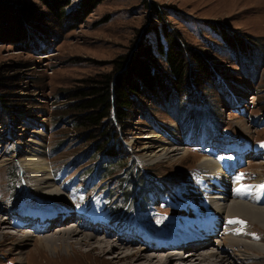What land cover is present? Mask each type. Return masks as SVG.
I'll use <instances>...</instances> for the list:
<instances>
[{"label":"rangeland","instance_id":"374dc122","mask_svg":"<svg viewBox=\"0 0 264 264\" xmlns=\"http://www.w3.org/2000/svg\"><path fill=\"white\" fill-rule=\"evenodd\" d=\"M3 1L13 5L16 15L17 11L22 12L16 19L23 21L26 29L42 27L46 34H51L44 36L39 30L20 37L14 33L12 24H3L5 33L0 34V94L4 97L3 100L0 95V221L5 219L1 222L0 264H139L124 255L115 256L123 250L138 249L131 244L120 245L115 239H133L141 245H151L180 232L186 216L194 212L204 216L203 204L197 205L196 198L193 199V193L196 196L203 188L197 182L199 159L203 156L224 164L226 171L224 167L220 171L229 175L233 187L229 180L226 183L230 191L233 189V195L240 191L246 195L244 187L253 188L251 182L262 185L264 0H101L95 6L89 0ZM21 7H26L25 11ZM220 30L230 38L242 37L249 43L248 50L236 53L225 43ZM168 34L179 38L190 65L196 64V55L207 56L218 64L220 74L215 80L205 78L198 85L189 84L197 92L196 97L190 96L186 81L182 104L159 103L161 97L144 87L141 93L134 95L135 103L128 109L124 123L116 122L117 133L112 142L116 145L119 138L122 146L129 148L126 153L122 147L119 150L120 154L125 153L128 163L124 167L115 164V171L97 181V185L110 186L115 192L112 201L123 205L126 199L118 177L132 160L129 168L133 167L136 173L144 172L154 180L136 178L131 188L135 187L136 192L150 190L151 203L156 205L157 213L141 215L138 223H130V219L123 216L127 212L118 211L117 215L109 216L104 198L94 201L86 195V190L80 189L85 179L77 174L83 171L81 175H86L85 172L90 175V168L100 162L106 150H98L99 143L105 144L99 126L84 123L77 106L85 95L91 94L100 79L113 74L116 58L129 56L142 43L151 45L155 70L170 76L169 64L159 49V42L168 44ZM80 88L87 94H81ZM104 121L107 125L108 120ZM33 153H37L38 163L44 164L49 180L56 181L57 188L64 191L62 195L45 196L49 198L47 202L43 196L38 197L40 206L48 211H40L44 210L36 200L40 194L32 186L35 175L29 166ZM72 160H77L75 167H62L64 162ZM195 180L196 186L190 184ZM195 187L200 189L196 191ZM236 187L242 189H234ZM19 188L31 194L25 203L28 204L26 210L32 209L25 216H19L22 221L16 222L20 206L14 203ZM181 190L188 194L187 199L173 193ZM205 193L200 192L202 196ZM176 196L183 200L181 204L172 198ZM63 199L70 205L71 213L85 216L86 223L95 215L91 221L97 218L98 227L103 231L94 235L89 243H80L75 237L63 242L59 236L57 249L50 247L44 236H58L57 228L45 233V224L37 218L55 213L57 202ZM258 205L264 206V203ZM124 207L127 205L121 209ZM227 214L225 211L221 215ZM100 215L106 219L102 220ZM80 219L75 223H81L83 219ZM100 220L114 227L109 230V225L106 223L107 227H103ZM237 220L236 223L244 224L250 234L243 239L264 243L261 223L251 222L246 217ZM226 225L220 226L223 229L212 236L214 241L210 239L212 243L206 244L205 251H218V245L213 242H223L227 236ZM106 231L112 236L104 237ZM23 233L30 238L20 239ZM150 237L158 239L151 241ZM97 241L114 242L120 247L102 251ZM222 250L227 251V248ZM233 250L228 251L238 264H264V255H254L256 250L243 256ZM144 251L147 255L154 252ZM144 259L139 261L145 262Z\"/></svg>","mask_w":264,"mask_h":264},{"label":"bare ground","instance_id":"6f19581e","mask_svg":"<svg viewBox=\"0 0 264 264\" xmlns=\"http://www.w3.org/2000/svg\"><path fill=\"white\" fill-rule=\"evenodd\" d=\"M36 155L37 153L36 154L33 153L34 158L33 157L30 158L31 161L29 166V169L33 171L34 172L33 174L35 175L34 183L32 185L34 190L40 195H45L50 197L54 196L55 194L62 195L64 191H60L57 188L58 183L56 181L54 182L52 179L49 180L47 174L44 172L43 169L44 164L38 163ZM203 157L199 159V165L202 168V170L205 172L207 178L202 175L198 178L197 182L202 184L205 190H203L202 188V191L199 190L197 192L198 194L196 193V196L194 195V197L196 198L197 205L203 204L204 216L200 212H194L189 217H187L186 221L182 223V226L180 227V232L176 231L174 236L173 237L171 236L172 238L166 237L165 239H161L162 241L160 242H156V243L152 242L151 245L144 246L133 239L127 240L124 238L122 239L117 238L115 240L118 242V244L120 245L131 244L138 247V249L131 251H124L122 248H120L123 251L120 252L119 255H115V256L124 255V257L132 258L135 262L139 264H157V263L203 264L202 261H206L204 264H238L235 257H233L232 260L231 258L232 254L229 253L228 250L231 249L233 250L234 247L236 246L241 247L243 245L244 246L240 248V250L239 249L237 251L233 250V252L236 253L239 252L237 255L243 256L249 253L250 251L256 250L257 253L254 255H258V254L264 255V243L250 241L247 238L243 239L245 238L243 237L244 235L247 236L250 235L246 226L244 224H240V222L239 224L233 222V221H238L237 220L238 218L246 217L251 222H259L264 226V220H263L264 206L258 205L261 204V202L264 203V200L259 197H254V199L252 198L249 199V195L248 196L245 195L242 191L237 193L239 194V196H237V194L235 193L234 194L236 196L233 195V193L231 192L233 189L230 191V188L228 187V183H229L228 177L222 174L224 170L220 171V169H222L223 166L220 163L214 162L210 158L207 157L203 158ZM42 158L43 157L41 154L40 161L42 160ZM226 174L228 175V173ZM226 181H228V183H226ZM200 192H206V193L205 195L202 196ZM212 194H214V196ZM250 200L251 201L254 200L255 203L251 202ZM59 201L60 202H57L58 203V205L56 206L57 211L55 213H48L47 215L44 216L39 215L37 218L38 220L42 219L43 223L45 224V228H44L45 233L54 231V229L57 228L56 233L58 236L56 235L52 237H49L47 235L44 236V239L47 240V243H49L50 247L57 249L58 244L56 241L59 236H62L63 242L66 241V239L68 238L72 239L75 237V240L80 243H89L94 238V235L98 236V233H100L99 231L102 230V227L101 228L98 227V224L100 222L94 220V218H93V222L91 221V218L94 217L95 215H92V217L90 216L89 223H86L84 220L85 217L84 215L78 212L71 213L72 210H69L70 205L65 201V199ZM225 211H227L228 214L224 216L221 215ZM237 215H239L238 218H236ZM77 218L83 219L81 223H75L77 221L76 220ZM3 221H5V219H2L0 221V232H2L1 222ZM90 225H92L93 227H91ZM222 225L227 226V230H226L227 236H225L226 238H224L222 240L223 242L221 243H217V241L213 242L215 246L218 245V251H205L206 247H208V245L206 244L212 243L210 242V239L213 240L212 236L215 234H219V228H221L220 226ZM236 225L237 227H234ZM196 230H205V231L210 230L208 234L209 236L208 235H207L208 237L195 236L192 240L180 239L184 234L191 233ZM105 234L106 235H103L104 237L112 236V233L109 231L108 232L106 231ZM20 237H21L20 239L22 240H24L25 238L29 239L30 235L23 233V235H21ZM97 243L99 244L98 246L102 251H106L107 250L106 248H110L112 250V249H116V247L118 248L120 247L118 246L117 243L114 242H110L109 244H107V242L105 241L104 242L97 241ZM250 247H252L253 250ZM183 248L184 249L186 248L187 250L181 251V249ZM222 248H227V251L222 250ZM145 249L147 251L154 250L153 252L154 254L151 252L152 254L147 255L144 251ZM142 255H145L146 257ZM141 258L142 259L145 258L144 259L145 262L139 261ZM154 258L157 259L154 260Z\"/></svg>","mask_w":264,"mask_h":264},{"label":"trees","instance_id":"16d2710c","mask_svg":"<svg viewBox=\"0 0 264 264\" xmlns=\"http://www.w3.org/2000/svg\"><path fill=\"white\" fill-rule=\"evenodd\" d=\"M55 2H63V0H54ZM101 0H89L94 6ZM25 11L26 7H21ZM62 10V8H61ZM63 11V10H62ZM20 11H17V15L13 9V5L5 4L3 0H0V34L5 33L3 24H12L14 26L13 31L23 37L31 34H36L39 30L41 34H46V30L42 27L30 26V30L24 27V24L16 17L21 16ZM24 16V15H23ZM24 18V17H23ZM25 18L28 19V16ZM12 22V23H10ZM28 24V20L25 21ZM16 23V24H15ZM32 22H29V25ZM27 27V25H26ZM7 28V27H6ZM7 30V29H6ZM220 34L225 43L236 53L244 52L248 50L249 43L242 39V37L230 38L226 33L220 30ZM166 37V36H165ZM168 37V38H167ZM168 44L159 42V49L162 56L165 57L169 64L170 76L161 74L158 70H155L153 62L155 57L152 54V48L149 43L139 45L138 49L132 52L129 56L124 55L121 58H116L115 70L113 74H108L104 78L99 80V83L93 86L91 94L84 96L80 101L77 108L79 109L82 121L92 125L93 127L99 126L98 131L100 135L105 138V144L102 142L98 144V150H106L103 153L99 163L94 164L90 169L92 172H97L100 177L103 178L113 173L116 168L115 164L119 167L125 166L128 163L125 157V153L129 152V148L124 145L122 141L117 138L116 145L112 142L115 132L117 133L116 122L124 123L128 116V109L135 103V94L141 93L144 87L148 91L160 96L158 99L161 102H176L183 103L182 97L187 91L184 86L187 81V85H195L201 83L205 78L216 79L219 73L218 64L210 60L207 56L196 55V64L190 65V61L187 60L184 46L176 35L168 34ZM48 38V37H45ZM160 41V40H159ZM250 50V49H249ZM200 54V53H199ZM197 66V67H196ZM194 75V76H193ZM190 96L196 97L197 92L189 85ZM83 92V89L80 88ZM162 91V94H161ZM81 94H87L83 92ZM3 97V94H0ZM4 100V97H3ZM72 108V107H71ZM194 116H197V112H193ZM104 119L108 120V124H104ZM97 146V144H95ZM119 146V149L117 148ZM120 147L124 150L120 154ZM113 158L114 160H111ZM133 161V160H132ZM124 168L121 177H118L121 192L125 194L127 199L133 200L135 198L134 193L131 192V186L136 182V178H141L146 181L145 173H136L133 167ZM72 163L77 164V160H72ZM87 168L86 170H90ZM95 169V170H94ZM15 171V166H13ZM91 173V172H90ZM135 189V187H134ZM132 197V198H131ZM145 202L143 201V204ZM122 206V205H121Z\"/></svg>","mask_w":264,"mask_h":264},{"label":"snow or ice","instance_id":"6c2138e0","mask_svg":"<svg viewBox=\"0 0 264 264\" xmlns=\"http://www.w3.org/2000/svg\"><path fill=\"white\" fill-rule=\"evenodd\" d=\"M260 187H261V188H264V185H261ZM233 222H238V221H233Z\"/></svg>","mask_w":264,"mask_h":264}]
</instances>
